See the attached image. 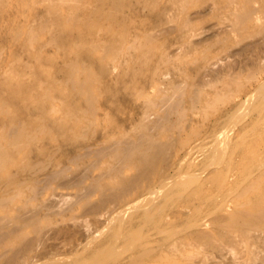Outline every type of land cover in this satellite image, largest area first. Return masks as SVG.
I'll list each match as a JSON object with an SVG mask.
<instances>
[{
	"label": "bare ground",
	"instance_id": "6f19581e",
	"mask_svg": "<svg viewBox=\"0 0 264 264\" xmlns=\"http://www.w3.org/2000/svg\"><path fill=\"white\" fill-rule=\"evenodd\" d=\"M44 1L29 38L74 54L42 92L17 63L0 89V264H248L264 250V0ZM166 23L179 60L153 32ZM58 88L79 95L54 114Z\"/></svg>",
	"mask_w": 264,
	"mask_h": 264
},
{
	"label": "rangeland",
	"instance_id": "374dc122",
	"mask_svg": "<svg viewBox=\"0 0 264 264\" xmlns=\"http://www.w3.org/2000/svg\"><path fill=\"white\" fill-rule=\"evenodd\" d=\"M30 1L31 0H3L0 3V89H2L4 87L3 85H5L3 84V81L5 80L6 72L9 71L15 63H17V66L21 67L19 71L20 73H22V75L19 77L31 83L35 82L37 90H39V92H42L43 87L46 84L47 74H55L56 71H61V69L55 70V68L64 65L65 57L72 56L74 54L70 43L63 51H60L56 44L51 40L52 33L49 30H42L40 33L42 38L39 40H32L29 38V27L34 25L39 17L50 16L47 11L48 2H45L44 0L36 1V8L34 7L31 10V8H28V4H30ZM64 4L65 3H63L62 5ZM166 5H169V0H160V8H163ZM196 10L197 9L195 8L191 9L190 14L194 15ZM144 12H146V9ZM211 23L212 21L210 19L206 20L204 24L205 29L201 31L198 36L199 38L207 37L209 33H211L210 28L213 24ZM12 26L14 28L20 26L19 41H16L17 38L13 35L14 29L12 28ZM164 27V30L155 28L153 32L158 34L162 38L164 44H166V51L169 53V56H171L172 59L179 60V31L173 29V23H166ZM96 32L98 34L105 33V31L101 30H97ZM37 47L41 49V53L44 57L43 62L36 59V53L40 52V50L36 51ZM86 47L89 46L86 44ZM234 49L235 48H233V50ZM159 54L160 50L157 51V55L155 56V58L158 59ZM230 57H227L224 60H231ZM231 58L233 59V57ZM224 60L220 63L224 64ZM212 62L214 61L212 60ZM158 64H160L158 67L161 68L163 77H161L160 81L157 82L158 86L162 87L164 86V84L173 79L174 75L179 70V63L177 61L176 65H169L168 63L164 62ZM217 65L218 63L216 64V66ZM116 72L117 70L109 74L108 78L113 77ZM56 77L58 79L57 83H59L60 81H62L63 73L57 72ZM70 90L71 88H67L64 91L60 90L59 88L57 89L56 94H54L52 98L54 103L51 109L52 113L56 114L62 111V106L60 104L61 99H65L67 97L70 98L73 94L79 95L78 93ZM148 90L153 93L157 90V86L152 85L148 88ZM119 93L120 92L114 93V98H117ZM108 95H110L109 92L101 88L97 89L96 102L100 108H103L107 105L106 98ZM111 103L112 102H108V104ZM120 105L122 107V110H125V114L121 116L125 117L127 116V113H129L128 111H131L132 108L135 107L136 103L134 102V100H132V102L130 101L127 103L120 102ZM40 135L45 136L46 134ZM259 234V232H253V235L249 240V244L255 248L259 245V242L256 238ZM259 254L264 255V250L260 251L257 254L245 252L243 254L242 260H244L248 264H261V262L256 259V256ZM232 255L233 253L231 252L227 254L228 258H232ZM200 256L203 257V255Z\"/></svg>",
	"mask_w": 264,
	"mask_h": 264
}]
</instances>
